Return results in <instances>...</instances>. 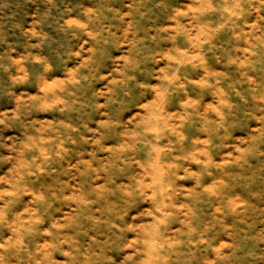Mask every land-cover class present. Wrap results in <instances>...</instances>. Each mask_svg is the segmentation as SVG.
Wrapping results in <instances>:
<instances>
[{"label":"rangeland","instance_id":"obj_1","mask_svg":"<svg viewBox=\"0 0 264 264\" xmlns=\"http://www.w3.org/2000/svg\"><path fill=\"white\" fill-rule=\"evenodd\" d=\"M263 43L264 0H0V264H264Z\"/></svg>","mask_w":264,"mask_h":264},{"label":"bare ground","instance_id":"obj_2","mask_svg":"<svg viewBox=\"0 0 264 264\" xmlns=\"http://www.w3.org/2000/svg\"><path fill=\"white\" fill-rule=\"evenodd\" d=\"M240 29H241V28H240ZM256 39H257V38H256ZM256 39H255V40H256ZM263 44H264V43H263ZM261 47H263V46L261 45ZM230 62H231V61H230ZM207 129H208V128H207ZM209 130H210V129H209ZM209 133H210V131H209ZM174 172H175V171H174ZM175 178H176V177H175ZM173 182H175V181H173ZM171 183H172V182H171ZM169 242H170V241H169Z\"/></svg>","mask_w":264,"mask_h":264}]
</instances>
